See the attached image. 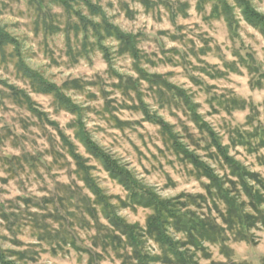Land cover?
Masks as SVG:
<instances>
[{"label": "clouds", "instance_id": "clouds-1", "mask_svg": "<svg viewBox=\"0 0 264 264\" xmlns=\"http://www.w3.org/2000/svg\"><path fill=\"white\" fill-rule=\"evenodd\" d=\"M0 264H264V0H0Z\"/></svg>", "mask_w": 264, "mask_h": 264}]
</instances>
